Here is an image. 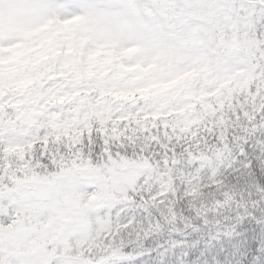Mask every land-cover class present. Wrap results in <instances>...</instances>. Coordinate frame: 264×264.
<instances>
[{"label":"snow or ice","instance_id":"1","mask_svg":"<svg viewBox=\"0 0 264 264\" xmlns=\"http://www.w3.org/2000/svg\"><path fill=\"white\" fill-rule=\"evenodd\" d=\"M0 264H264V0H0Z\"/></svg>","mask_w":264,"mask_h":264}]
</instances>
